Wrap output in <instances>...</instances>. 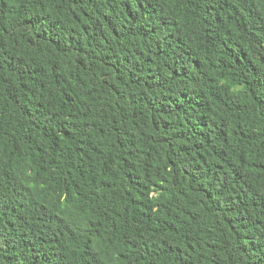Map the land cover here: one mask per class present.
<instances>
[{
  "label": "trees",
  "instance_id": "trees-1",
  "mask_svg": "<svg viewBox=\"0 0 264 264\" xmlns=\"http://www.w3.org/2000/svg\"><path fill=\"white\" fill-rule=\"evenodd\" d=\"M0 264H264V0H0Z\"/></svg>",
  "mask_w": 264,
  "mask_h": 264
}]
</instances>
